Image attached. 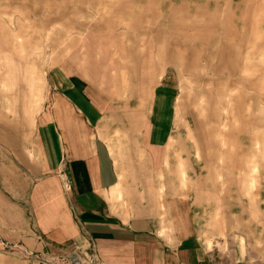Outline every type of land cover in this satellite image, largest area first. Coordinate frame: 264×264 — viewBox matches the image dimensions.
Instances as JSON below:
<instances>
[{
    "label": "rangeland",
    "instance_id": "1",
    "mask_svg": "<svg viewBox=\"0 0 264 264\" xmlns=\"http://www.w3.org/2000/svg\"><path fill=\"white\" fill-rule=\"evenodd\" d=\"M59 69L148 115L169 89L204 171L196 185L232 222L217 242L264 264V0H0V95L23 76L48 106Z\"/></svg>",
    "mask_w": 264,
    "mask_h": 264
},
{
    "label": "crops",
    "instance_id": "2",
    "mask_svg": "<svg viewBox=\"0 0 264 264\" xmlns=\"http://www.w3.org/2000/svg\"><path fill=\"white\" fill-rule=\"evenodd\" d=\"M87 76L57 70L48 106L23 76L0 95V245L16 250L0 252V264H67L93 252L100 264H253L217 242L232 222L196 185L204 171L170 114L169 89L148 115L110 106Z\"/></svg>",
    "mask_w": 264,
    "mask_h": 264
},
{
    "label": "built area",
    "instance_id": "3",
    "mask_svg": "<svg viewBox=\"0 0 264 264\" xmlns=\"http://www.w3.org/2000/svg\"><path fill=\"white\" fill-rule=\"evenodd\" d=\"M28 256H32V255L28 254ZM52 264H55V263H52ZM67 264H100V260L98 258V255L95 252H93L90 256H82L78 254H73L72 256L69 257Z\"/></svg>",
    "mask_w": 264,
    "mask_h": 264
}]
</instances>
